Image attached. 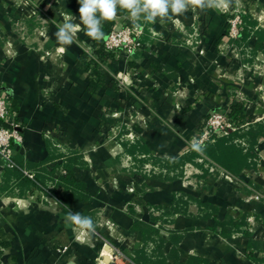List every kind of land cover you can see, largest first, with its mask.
Segmentation results:
<instances>
[{"label":"crops","instance_id":"obj_1","mask_svg":"<svg viewBox=\"0 0 264 264\" xmlns=\"http://www.w3.org/2000/svg\"><path fill=\"white\" fill-rule=\"evenodd\" d=\"M79 7L0 0V96L22 125L15 155L63 201L0 161V264H264V75L236 58L228 13L146 24V48L101 59ZM66 21L79 25L69 46L55 35ZM83 53L97 64L81 65ZM238 103L257 121L227 137L246 153L245 134L262 125L253 159L231 172L192 157L210 111L230 116ZM67 163L80 192L55 178ZM69 211L91 216L95 231L66 223Z\"/></svg>","mask_w":264,"mask_h":264},{"label":"built area","instance_id":"obj_2","mask_svg":"<svg viewBox=\"0 0 264 264\" xmlns=\"http://www.w3.org/2000/svg\"><path fill=\"white\" fill-rule=\"evenodd\" d=\"M231 15L228 33L229 36L235 40L236 37L240 35V27L238 25L241 23V21H239L241 15ZM141 24H143L142 30H137L133 26V22L127 12L117 14L115 26L105 40L107 49L114 51L117 56L126 55L130 57L136 51L146 48L148 44L143 40V36L147 26L143 21H141ZM193 36L194 35L189 34L188 43L192 44L194 42L192 40ZM234 54L237 55L236 53ZM9 104L10 102L7 97L0 96V120L7 124L0 126V161L5 168H13L16 166L12 157L22 142L21 123L16 119L8 121L10 112ZM249 124L250 120L248 119L237 123L231 116L213 109L201 125L200 131L191 140L190 147L193 149L192 145L198 142L203 148L209 142L215 141L216 138L220 136H229L231 133L247 127ZM64 172L65 170L61 171V173ZM24 173L29 177L34 176L33 173L27 170H24ZM222 173L225 179H232L228 173ZM51 188H53V186L48 187V189ZM46 198H49L54 205H59L62 200L61 195L58 193L52 195L47 192Z\"/></svg>","mask_w":264,"mask_h":264},{"label":"clouds","instance_id":"obj_3","mask_svg":"<svg viewBox=\"0 0 264 264\" xmlns=\"http://www.w3.org/2000/svg\"><path fill=\"white\" fill-rule=\"evenodd\" d=\"M79 17L86 28L87 35L96 41L104 38L103 24L107 20L115 19L118 11L127 12L137 30H142L143 24L164 23L174 16L183 15L190 9L228 10L231 0H78ZM79 25L70 21L57 26L55 33L58 42L69 46L74 42V36ZM11 91V89L9 90ZM196 151H202L197 142L192 145ZM65 222L79 227L82 231H95V222L91 216L79 212L69 211Z\"/></svg>","mask_w":264,"mask_h":264},{"label":"trees","instance_id":"obj_4","mask_svg":"<svg viewBox=\"0 0 264 264\" xmlns=\"http://www.w3.org/2000/svg\"><path fill=\"white\" fill-rule=\"evenodd\" d=\"M124 12L125 11L123 10H119L118 14H123ZM244 18H245V24H244V29L241 32V36L245 41H250L253 37H256L255 49H257L259 48L262 41H264V30H262L261 28H257L258 22L256 19H253L250 16ZM114 26H115V19L107 20L103 24V31L105 33L104 38L100 41H97L98 42L97 54L101 59L115 58L117 56L114 51L107 49L105 45V40L109 35V33L114 28ZM88 59H89V55L87 53H83L80 56L78 62H80L81 65H83L84 67H88L91 63L97 64L94 59L90 58V61H88ZM99 80H101V82H105L104 77L102 76L99 77ZM98 87H99L98 80L97 82L92 83L93 89H97ZM230 116L235 120V122L239 123L247 119L248 114L244 109V105L238 103L233 107ZM251 118L252 117L250 116V121L253 120ZM1 125H7V124L2 120H0V126ZM262 129L263 126L258 125L257 128L256 127L255 129L252 128L248 133L245 134L246 136L249 135L248 139L251 142V146H249V148L246 149L247 151L246 153L243 152L244 148H242L240 144L238 143L235 144V142L233 143L232 136L231 137L222 136L216 138L215 141L209 142L202 148V153L208 156L209 158L217 161V163H219L226 170L231 172H237L241 167V164L243 165L244 158L247 159V157L250 156L251 159H253V156H255V152H253L254 146L252 144H254V138L258 134V131L260 132ZM235 135L239 136L238 133ZM214 142L217 144L218 147L212 144ZM191 154L192 157L198 155L196 151L195 152L193 151ZM12 158L16 166L13 168H6V171L8 173L15 174L16 176H18V178H20L21 180V183L26 187L41 188L46 192L51 193L52 195H56L57 192L55 188L48 189V187L42 183L43 180L40 178L38 172H32L31 170H29V172L33 173L34 175L33 178L29 177L24 173V167L20 164L15 154L13 155ZM63 168L66 172L58 175V177L56 176L55 178L59 181V183L64 185L66 191L75 190L80 192V190H82L83 185L81 182H78V180L74 177V171L72 170V168L69 166L68 163ZM71 194H73V192ZM62 203L63 201L61 200L60 204Z\"/></svg>","mask_w":264,"mask_h":264},{"label":"rangeland","instance_id":"obj_5","mask_svg":"<svg viewBox=\"0 0 264 264\" xmlns=\"http://www.w3.org/2000/svg\"><path fill=\"white\" fill-rule=\"evenodd\" d=\"M226 12L228 13V16H229L228 19L231 18L232 16L231 14L241 15V19L239 20L241 21V23H239L238 25L240 27V35L236 37L235 45H233V50L237 54L235 55L236 58H239L240 60H242L245 63V66L250 70L251 73L256 72V73H260L264 75V50L262 49L259 50V48L255 49L253 41L256 40V37H253V35H252L253 38L250 41H245L243 37L241 36V32L243 31L244 24H245L244 17L250 16L253 19H256L258 22L257 27L264 29V9L261 8V6L257 4L256 2H253V0L249 2H243L242 0L241 1L237 0L236 2H233L230 4V7L228 10H226ZM263 99H264V91H263ZM251 119L253 120L250 121V124L248 126L250 125L252 126V124L254 126L257 121L256 117H252ZM198 152H201V151H198Z\"/></svg>","mask_w":264,"mask_h":264}]
</instances>
